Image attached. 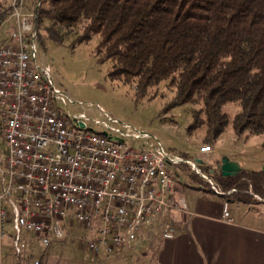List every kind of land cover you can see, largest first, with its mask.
Here are the masks:
<instances>
[{
	"label": "built area",
	"instance_id": "built-area-1",
	"mask_svg": "<svg viewBox=\"0 0 264 264\" xmlns=\"http://www.w3.org/2000/svg\"><path fill=\"white\" fill-rule=\"evenodd\" d=\"M24 5L25 0H11L0 13V27L8 28L0 42V235L10 223L18 257L26 247L23 233L33 231L35 239L50 246L69 236V218L89 232L80 242L106 258L143 234L175 237L173 214L191 212L175 196L168 165L189 164L214 192H225L196 160L161 146L135 144L149 137L140 127H110L94 119L106 127L101 133L63 114V93L36 64V12ZM211 151L207 144L198 149ZM228 210L224 201L226 221Z\"/></svg>",
	"mask_w": 264,
	"mask_h": 264
},
{
	"label": "trees",
	"instance_id": "trees-1",
	"mask_svg": "<svg viewBox=\"0 0 264 264\" xmlns=\"http://www.w3.org/2000/svg\"><path fill=\"white\" fill-rule=\"evenodd\" d=\"M32 2L36 39L95 38L94 54L110 62L109 77L132 84L137 95L164 85L169 107L185 106L188 130L203 129L202 143L213 146L228 124L242 142L264 135V0ZM206 170L222 192L235 189L227 194L232 200H264L262 168Z\"/></svg>",
	"mask_w": 264,
	"mask_h": 264
},
{
	"label": "rangeland",
	"instance_id": "rangeland-1",
	"mask_svg": "<svg viewBox=\"0 0 264 264\" xmlns=\"http://www.w3.org/2000/svg\"><path fill=\"white\" fill-rule=\"evenodd\" d=\"M10 1L6 0L5 7L0 13L8 10ZM24 6L28 10L32 9V0H25ZM6 29L7 24L0 27V42L5 38ZM95 41V38H92L87 42L73 44L72 38H69L58 43L45 35L35 41L37 66L52 78L55 86L63 93L64 102L59 103L63 114L85 120L93 130L101 133L106 127L103 123H94V119H99L110 127L123 128L124 123L140 127L149 134V137L139 139L134 142L135 144L161 146L165 151L187 155L186 157L194 160L200 159L204 163L201 164V168L198 166L206 171V174H208L206 166L210 167L212 172L221 165L224 157L234 158L242 168H262L264 135L253 136L242 142L236 140L231 124H228L216 143L210 145L212 148L210 153H198V149L206 145L200 140L204 131L201 128L192 132L188 130L190 117L185 106L169 107L172 92L164 85L137 95L132 84L109 77L110 62H100L97 59L93 51ZM235 109L233 105L227 106L231 114ZM179 165L171 164L167 168L172 174L176 189L183 193L187 200L196 193L214 199L220 197L215 194L207 180L196 174L191 165L186 163H181L182 167ZM177 168L179 170L183 168V174L177 173ZM208 175L214 179L213 173ZM213 179L214 186L220 190ZM230 192L232 190L225 191L224 194L228 196ZM254 199L256 202H252L250 206L256 208L264 206L261 197L254 196ZM67 227L69 236L64 241H58L50 246H44L35 239L33 231L23 233L22 240L25 241L26 247L18 257L12 248L13 229L10 223H6L4 238L8 246L5 245L4 253L7 262L30 264L33 259L40 258L41 264H146L140 253L137 256L122 255L118 258L98 256L80 242V237L89 233L81 223L69 218ZM24 235L27 236L26 240Z\"/></svg>",
	"mask_w": 264,
	"mask_h": 264
},
{
	"label": "crops",
	"instance_id": "crops-1",
	"mask_svg": "<svg viewBox=\"0 0 264 264\" xmlns=\"http://www.w3.org/2000/svg\"><path fill=\"white\" fill-rule=\"evenodd\" d=\"M176 171L183 174V168ZM176 188L175 196L185 200L191 214H173L175 237L163 240L158 235L145 234L113 257L140 253L146 264H264L263 205L252 207L251 203L232 200L216 192L220 196L216 199L196 193L187 200ZM224 201L229 203L230 221L222 217ZM5 245L8 246L4 235H0V264H9ZM35 259L42 263V259Z\"/></svg>",
	"mask_w": 264,
	"mask_h": 264
},
{
	"label": "water",
	"instance_id": "water-1",
	"mask_svg": "<svg viewBox=\"0 0 264 264\" xmlns=\"http://www.w3.org/2000/svg\"><path fill=\"white\" fill-rule=\"evenodd\" d=\"M80 125H83L82 122H80ZM196 161L201 162L200 159H196ZM220 169L223 175H233L237 173L241 167L237 161L224 157L221 160ZM262 170H264V163L262 164Z\"/></svg>",
	"mask_w": 264,
	"mask_h": 264
}]
</instances>
